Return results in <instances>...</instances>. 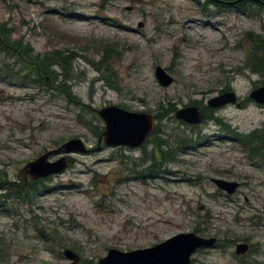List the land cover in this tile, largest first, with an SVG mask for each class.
Instances as JSON below:
<instances>
[{
	"label": "rangeland",
	"instance_id": "rangeland-1",
	"mask_svg": "<svg viewBox=\"0 0 264 264\" xmlns=\"http://www.w3.org/2000/svg\"><path fill=\"white\" fill-rule=\"evenodd\" d=\"M248 7L243 15L209 0H0V26L15 31L12 41L30 44L35 56L72 57L75 98L0 75V186L35 184L38 193L26 203L0 189V264H72L65 250L99 264L110 250L150 249L188 233L217 239L192 264H264V152L253 158L234 136L264 130V107L249 100L264 85L248 59V34L264 38V11ZM13 62L0 49V67ZM158 67L174 78L170 88L157 82ZM229 88L244 108L209 111L208 101ZM112 106L153 115L155 142L107 147L98 111ZM187 107L204 113L201 126L176 119ZM73 140L89 153L53 154L50 163L70 161L61 175L34 182L21 174ZM184 141L189 151L178 150ZM154 143L178 150L158 179L148 178L159 170ZM213 180L239 189L228 195ZM240 244L249 251L239 257Z\"/></svg>",
	"mask_w": 264,
	"mask_h": 264
},
{
	"label": "water",
	"instance_id": "water-1",
	"mask_svg": "<svg viewBox=\"0 0 264 264\" xmlns=\"http://www.w3.org/2000/svg\"><path fill=\"white\" fill-rule=\"evenodd\" d=\"M222 3L218 0H211ZM241 2L256 3L264 6L259 0H239L228 6H235ZM143 26V25H142ZM140 26V27H142ZM155 78L162 88H170L175 80L165 70L158 67ZM250 99L258 106H264V87L253 91ZM238 105V97L235 93H227L217 96L208 101L210 110ZM98 115L105 123L103 141L110 148L140 149L143 147L155 131V117L147 114L130 113L118 107H106L98 111ZM176 119L190 126H201L205 120L204 115L197 107H188L177 111ZM101 142V141H100ZM85 144L81 140H73L64 144L60 150L46 154L38 160L28 164L21 172L36 182L52 176L64 173L69 167V161L64 157L55 163L48 159L53 154L85 155L88 154ZM217 188L228 195H234L239 189L236 183L222 180H213ZM217 245V239H204L198 235L180 234L153 248L137 250L129 253L110 250L107 257L100 259L99 264H192L193 256L200 250L211 249ZM248 245H237L236 255L244 256L248 253ZM64 257L72 264H80L81 258L70 250L64 251Z\"/></svg>",
	"mask_w": 264,
	"mask_h": 264
},
{
	"label": "trees",
	"instance_id": "trees-1",
	"mask_svg": "<svg viewBox=\"0 0 264 264\" xmlns=\"http://www.w3.org/2000/svg\"><path fill=\"white\" fill-rule=\"evenodd\" d=\"M218 1L222 3L219 4L211 0H209V3L219 8L223 6L225 8H228V10H235L238 14L243 15H246L249 11L248 6L257 7L260 11H264V6L256 3L241 2L235 6H228L229 4L226 3L236 2L238 0ZM259 1L264 4V0ZM14 35H16L15 31L9 28L8 25L3 24L0 26V49L2 52H5L7 54L8 59L12 58L14 60V62L11 64H2L3 67H0V75H5L9 77V79L16 77L22 80V82H29L31 85L39 86L42 90H47L44 91L46 94H50V92H53L51 93L52 96L62 95L70 99V101L75 100L71 92V88L67 85L68 78H70V74L72 71V57L63 55L61 52L48 53L45 56H35V52L30 44H24L23 40L12 41ZM248 39L252 44V49L248 53L249 68L252 70L253 74L258 75L262 79L264 85V38L248 34ZM108 48L110 49L106 48V50H104L105 54L110 53V55H112L115 47L108 46ZM58 68L62 70V74L55 73L56 69ZM97 69L100 70L99 68ZM46 77L49 78L52 82H55V84L57 85L53 84L52 89H49V86L51 84H48ZM60 80L62 82L59 83ZM54 92H56L58 95H56V93ZM211 112L213 113L214 111ZM209 120L217 122L221 127H226V125H224L222 121L218 119L216 120L214 116L209 117ZM153 135L157 136L158 132L157 135L156 133ZM153 135H151V143L152 141L155 142V136ZM234 136L235 141L241 142L244 149L248 151L249 155H252L253 158L260 157L262 152H264V130L256 131L249 137H244L239 133L235 134ZM154 144L156 146V149L160 151L158 157V159L160 158V162L158 161V159H153L152 165L159 164V170L154 171V173L152 174H149V171L148 174L150 176L148 175V178L158 179L161 175H163L160 174V170H163L166 164L174 161V157L177 155L178 150L189 151L190 148L188 146L193 143L184 141L182 146L180 145V149L175 151L173 150V152H169L170 154H167V152L163 150V147L167 146L166 143ZM34 186L35 184L31 187L23 185V189H20L14 184H8V186L5 185L4 187L3 185H1L0 189L10 190L9 188H12L11 190L15 191L14 197H16L21 202L29 203L33 198V195H36L37 193V191L34 189Z\"/></svg>",
	"mask_w": 264,
	"mask_h": 264
},
{
	"label": "flooded vegetation",
	"instance_id": "flooded-vegetation-1",
	"mask_svg": "<svg viewBox=\"0 0 264 264\" xmlns=\"http://www.w3.org/2000/svg\"><path fill=\"white\" fill-rule=\"evenodd\" d=\"M227 90H229V91H227ZM253 92V91H252ZM227 93H235L234 91H232L230 88L229 89H226V90H224L223 92H222V95L223 94H227ZM236 94V93H235ZM237 95V94H236ZM251 95V94H250ZM238 97V96H237ZM249 100L251 101V102H253L254 103V101L253 100H251L250 99V97H249ZM246 103H247V100H246ZM244 104L239 100V97H238V105L237 106H235V107H237L238 109H243L244 108ZM229 107H232V106H229ZM261 107H264V106H261ZM188 108V107H187ZM228 107H226V108H223V109H221V110H217V111H215V110H211V111H214V112H219V111H222V110H225V109H227ZM200 110V109H199ZM203 115H204V113H202ZM205 117V116H204ZM186 125H188V124H186ZM191 127H195V126H191Z\"/></svg>",
	"mask_w": 264,
	"mask_h": 264
}]
</instances>
